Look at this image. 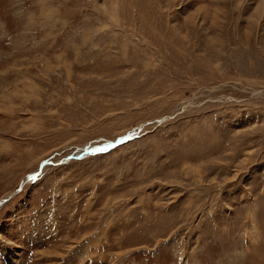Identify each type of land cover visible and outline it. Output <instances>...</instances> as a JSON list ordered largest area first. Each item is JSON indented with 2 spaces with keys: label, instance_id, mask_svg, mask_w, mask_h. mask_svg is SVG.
Returning a JSON list of instances; mask_svg holds the SVG:
<instances>
[{
  "label": "rangeland",
  "instance_id": "374dc122",
  "mask_svg": "<svg viewBox=\"0 0 264 264\" xmlns=\"http://www.w3.org/2000/svg\"><path fill=\"white\" fill-rule=\"evenodd\" d=\"M0 264H264V0H0Z\"/></svg>",
  "mask_w": 264,
  "mask_h": 264
},
{
  "label": "built area",
  "instance_id": "2783aa9c",
  "mask_svg": "<svg viewBox=\"0 0 264 264\" xmlns=\"http://www.w3.org/2000/svg\"><path fill=\"white\" fill-rule=\"evenodd\" d=\"M37 173H38V171H37V172H34L32 178L35 177ZM32 178H31V179H32ZM31 179H30V180H31ZM25 182H26V181H25ZM4 201H5V200H4ZM4 201H2V203H3ZM1 205H2V204H1ZM6 256H7V255H6ZM8 258H10V257L8 256Z\"/></svg>",
  "mask_w": 264,
  "mask_h": 264
},
{
  "label": "bare ground",
  "instance_id": "6f19581e",
  "mask_svg": "<svg viewBox=\"0 0 264 264\" xmlns=\"http://www.w3.org/2000/svg\"><path fill=\"white\" fill-rule=\"evenodd\" d=\"M32 176H33V175H31L30 178H31ZM27 179H28V178H27ZM27 179H26V180H27Z\"/></svg>",
  "mask_w": 264,
  "mask_h": 264
}]
</instances>
